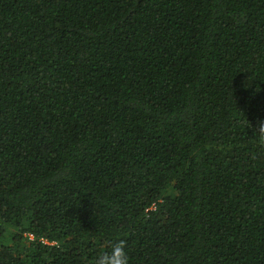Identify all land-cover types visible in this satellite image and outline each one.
I'll return each instance as SVG.
<instances>
[{"label": "trees", "instance_id": "16d2710c", "mask_svg": "<svg viewBox=\"0 0 264 264\" xmlns=\"http://www.w3.org/2000/svg\"><path fill=\"white\" fill-rule=\"evenodd\" d=\"M264 0H0V264H264Z\"/></svg>", "mask_w": 264, "mask_h": 264}, {"label": "clouds", "instance_id": "9594fccd", "mask_svg": "<svg viewBox=\"0 0 264 264\" xmlns=\"http://www.w3.org/2000/svg\"><path fill=\"white\" fill-rule=\"evenodd\" d=\"M260 126L264 129V121L260 122ZM99 264H128V255L123 243L115 244L109 252L103 254L99 259Z\"/></svg>", "mask_w": 264, "mask_h": 264}]
</instances>
